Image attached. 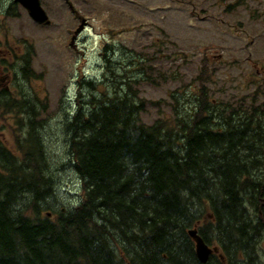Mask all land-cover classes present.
I'll use <instances>...</instances> for the list:
<instances>
[{
	"label": "trees",
	"instance_id": "1",
	"mask_svg": "<svg viewBox=\"0 0 264 264\" xmlns=\"http://www.w3.org/2000/svg\"><path fill=\"white\" fill-rule=\"evenodd\" d=\"M205 58L189 114L173 108L174 118L151 124L128 82L113 97L85 84L86 108L60 122L67 161L59 169L68 166L79 188L66 207L56 160L43 149L47 105L40 113L3 91L0 116L20 119L13 147L0 145V264H262L264 90L234 104L212 100ZM193 228L218 249L206 263Z\"/></svg>",
	"mask_w": 264,
	"mask_h": 264
},
{
	"label": "rangeland",
	"instance_id": "2",
	"mask_svg": "<svg viewBox=\"0 0 264 264\" xmlns=\"http://www.w3.org/2000/svg\"><path fill=\"white\" fill-rule=\"evenodd\" d=\"M12 1L0 0V51L14 48L11 56L0 53L8 62L0 98L5 89L7 96L31 100L37 112L47 105L40 116L45 121L43 149L56 160L51 170L57 171L55 188L64 196V207L79 188L68 166L59 169L67 161L60 122L86 108L85 84L113 97L128 82L144 101L141 119L146 124L189 114L204 56L212 61L207 64L213 69L207 84L212 100L234 104L257 87L264 90V0H68L72 11L64 0H40L51 22L47 27L34 24L18 5L13 9L17 16L7 17L4 10ZM27 44L32 53L23 49ZM106 44L111 52L104 58ZM24 57H31L26 70L40 80L24 77ZM257 104L264 106V96ZM3 114L0 145L11 148V130L19 128L20 117ZM260 249L264 264V241Z\"/></svg>",
	"mask_w": 264,
	"mask_h": 264
},
{
	"label": "water",
	"instance_id": "3",
	"mask_svg": "<svg viewBox=\"0 0 264 264\" xmlns=\"http://www.w3.org/2000/svg\"><path fill=\"white\" fill-rule=\"evenodd\" d=\"M14 2L18 3L24 10H26L29 17L37 24L49 25L50 22L45 11L40 5L39 0H14ZM188 235L194 242L195 255L201 263H206L212 253L218 252L215 247H208L202 238L197 235V231L195 229L188 231Z\"/></svg>",
	"mask_w": 264,
	"mask_h": 264
},
{
	"label": "flooded vegetation",
	"instance_id": "4",
	"mask_svg": "<svg viewBox=\"0 0 264 264\" xmlns=\"http://www.w3.org/2000/svg\"><path fill=\"white\" fill-rule=\"evenodd\" d=\"M2 54H3V56H5V53H7V51L6 50H4V51H0ZM13 53H9L8 55L9 56H11Z\"/></svg>",
	"mask_w": 264,
	"mask_h": 264
}]
</instances>
